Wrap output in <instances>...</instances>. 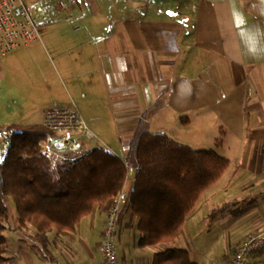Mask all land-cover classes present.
<instances>
[{"label": "crops", "instance_id": "1", "mask_svg": "<svg viewBox=\"0 0 264 264\" xmlns=\"http://www.w3.org/2000/svg\"><path fill=\"white\" fill-rule=\"evenodd\" d=\"M63 1L60 10L56 0H22L29 9L54 6L68 19L63 31L38 30L35 41L0 59V161L1 131L40 125L41 116L30 121L35 106L20 97L26 87L40 90L45 74L22 61L46 57L62 83V97L49 91L54 103L71 101L82 113L89 106L88 123L109 120L121 141L116 151L126 153L141 129L229 163L169 247L186 251L194 264L207 250L226 264L246 237L260 235L263 244L247 264H264V0ZM37 14V26L62 24V17ZM132 184L126 180L118 197L116 258L151 264L164 247H137V219L126 206ZM109 205L95 208L70 234H46L48 243L21 228L33 243H6L3 264H101Z\"/></svg>", "mask_w": 264, "mask_h": 264}, {"label": "trees", "instance_id": "2", "mask_svg": "<svg viewBox=\"0 0 264 264\" xmlns=\"http://www.w3.org/2000/svg\"><path fill=\"white\" fill-rule=\"evenodd\" d=\"M0 161V264L4 262L9 227L6 199L15 205L18 228L34 230L33 240L48 243L46 234L71 233L95 208L119 197L127 165L135 169L127 210L137 219V247H164L151 264H194L187 252L169 247L180 234L186 215L200 195L224 175L229 163L212 151H195L164 134L136 132L133 162L94 148L54 169L40 154L47 131L37 124L9 127ZM16 223V224H17Z\"/></svg>", "mask_w": 264, "mask_h": 264}, {"label": "built area", "instance_id": "3", "mask_svg": "<svg viewBox=\"0 0 264 264\" xmlns=\"http://www.w3.org/2000/svg\"><path fill=\"white\" fill-rule=\"evenodd\" d=\"M60 10H64L63 0H56ZM71 4L70 1H68ZM28 6L22 0H0V59L16 48L27 45L38 38L37 25L29 14ZM71 104L68 107H50L42 111L40 125L47 131L42 141L40 154L51 162L54 169L58 164L73 162L83 154L97 147L96 138L87 129L85 121ZM3 144L11 133L9 129L1 131ZM84 139L89 145L83 143ZM56 159V160H55ZM57 160L59 163H57ZM264 175V167L262 171ZM119 198L110 200L108 212L101 233V264H119L116 258L115 237ZM260 235L246 237L226 264H247L250 255L262 246Z\"/></svg>", "mask_w": 264, "mask_h": 264}, {"label": "rangeland", "instance_id": "4", "mask_svg": "<svg viewBox=\"0 0 264 264\" xmlns=\"http://www.w3.org/2000/svg\"><path fill=\"white\" fill-rule=\"evenodd\" d=\"M42 12V14H44L46 16V18H51L50 16H57L55 17L54 20L58 21V19L60 17H62V24L58 23V24H54L51 28H45V26H48L49 24H45V25H38L36 26L38 30L41 29H46L47 31H63L64 30V26L66 25V20L64 19H68L65 18L64 16H62V13H57L56 9L54 6H50V7H44V9L42 8H31L29 9V14L32 16L33 20L35 19L36 21L39 19V15L37 14L38 12ZM60 12V11H58ZM34 13V14H33ZM36 14V15H35ZM34 16V17H33ZM37 25V24H36ZM63 26V27H62ZM66 27V26H65ZM24 66H28L30 65V67L34 68L36 67V69L39 68L42 69V72L45 74L43 79V85L40 88V90H32V89H28V87L25 88V91L22 90L21 92V97L20 99H25V101L27 103H30L31 106H35V114H33L34 117H32V119H30V121L32 122H38L40 120V112H42V110H44L45 108H50L55 107V106H59V107H68L70 106L72 103L71 101L69 103H58L55 104L54 103V99L52 98V95L50 94L51 91L56 90V91H60L62 90V83L60 81L59 78H57V76L55 74H53V69L50 66L51 62L49 61L48 58L46 57H41L39 58V62L37 60L36 57V61H34L33 57L32 58H28L25 59L24 61H22ZM50 91V92H49ZM59 97L63 96L61 91L58 93ZM39 96V98H38ZM74 105V104H73ZM12 106V105H11ZM75 109L79 112L80 117H82L84 120L86 118L85 115L90 113L89 110V106H85L82 105L83 108V113L80 111L78 104L77 106L74 105ZM105 114V113H104ZM108 113H106L105 115H107ZM87 129L93 134V136L96 138V142L97 143V147L96 148H101L104 150H107L109 152L118 154L120 157L123 158V161H126V158L129 154V162H133V152L135 149V142L132 141V139L134 138L135 134L133 135L132 139L130 140L131 143L128 146L127 152L124 153L122 150L116 151L118 149L121 148V141H119V137H117V135H115V130L114 132L112 131V129L110 128V121L109 120H103V121H90L89 123L87 122V120H85ZM93 123V127L91 126ZM144 130V129H143ZM138 132L142 131L141 129L137 130ZM96 134V135H95ZM91 143L90 141H86L84 139L83 143H85L86 145ZM116 146V149L115 147ZM125 155H124V154ZM128 153V154H127ZM56 160V159H55ZM127 162V161H126ZM57 163H59V161L57 160ZM132 164H128L127 162V184L129 186V188L131 187L132 184V179L134 177V172L135 169L133 167H131ZM6 204L8 206V211H9V227L6 231H4L2 233V237L5 238L7 243H33L32 242V237L30 236L31 233L28 231H23L20 228H18V223H17V213L15 211V205L12 202V200L10 198L6 199ZM123 204V202H122ZM122 204H120L119 206H121ZM121 208V207H118ZM17 223V224H16ZM28 229L32 232H34V230H32L30 227H28ZM205 254L203 256L200 257L199 262L200 264H219L217 261H215L216 259V252H210V251H206L204 252Z\"/></svg>", "mask_w": 264, "mask_h": 264}]
</instances>
